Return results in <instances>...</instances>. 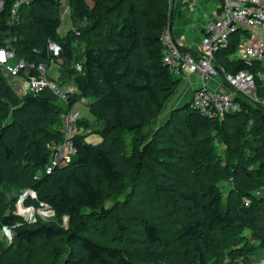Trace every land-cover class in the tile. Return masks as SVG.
Listing matches in <instances>:
<instances>
[{
	"label": "trees",
	"instance_id": "trees-1",
	"mask_svg": "<svg viewBox=\"0 0 264 264\" xmlns=\"http://www.w3.org/2000/svg\"><path fill=\"white\" fill-rule=\"evenodd\" d=\"M14 1L1 0L0 48L24 63L25 80L42 65L48 82L73 83L74 93L63 102L48 90L24 95L0 69V231L12 236L1 235L0 264H257L253 258L264 257V82L257 64L227 59L241 34L230 36L216 64L232 75L250 72L254 95L235 94L237 109L222 119L183 102L147 138L181 80L163 62L169 0H31L10 24ZM63 3L78 37L56 33ZM49 41L60 46L58 56ZM76 105L102 127L79 119L70 164L47 174L48 145L62 140L61 117ZM86 129L102 142L88 143ZM23 190L35 194L24 205L46 204L55 224L16 215Z\"/></svg>",
	"mask_w": 264,
	"mask_h": 264
},
{
	"label": "built area",
	"instance_id": "built-area-1",
	"mask_svg": "<svg viewBox=\"0 0 264 264\" xmlns=\"http://www.w3.org/2000/svg\"><path fill=\"white\" fill-rule=\"evenodd\" d=\"M31 0H15L10 9V24L17 23V11L22 4H27ZM169 31V30H168ZM168 31L162 36L163 62L173 74L187 73L197 76V84L193 90L190 107L207 118L222 117L223 114L235 111L237 105L234 103V95L242 94L252 97L255 92V82L253 75L248 71H241L237 74H228L222 67L217 66L215 57L221 50L226 49L229 38L235 33L247 34V37H240L237 51L232 60H239L247 64L255 62L264 63V0H221V11L217 17L212 19L203 27V36L198 50L199 57L193 59L189 54H183L181 48L170 39ZM170 33V32H169ZM48 50L53 57L60 53V46L53 42H48ZM24 63L14 58L12 51L6 47L0 48V69L12 78L18 77L20 69ZM38 77H31L24 80L21 85V93L39 94L44 90H49L58 99L65 101L67 94L72 95V87L62 89L55 83L48 82L44 78L46 68L38 65ZM263 82L264 76L257 75ZM25 79V78H24ZM212 79L220 81L225 87L211 90L208 82ZM24 85L27 86L26 90ZM82 101V100H81ZM264 107V101H263ZM79 112L76 109L68 111L61 117L62 140L51 141L48 145L50 152V162L45 168L47 174L51 173L55 167H62L70 164L75 149L72 144V137L76 132ZM35 197L34 192L23 190L18 196L16 203V215H19L28 223H35L36 217L48 219L52 216L49 207L42 203L39 209L24 205L25 199ZM245 201V200H244ZM247 201L245 204L247 205ZM5 227L0 231L6 240H11V233Z\"/></svg>",
	"mask_w": 264,
	"mask_h": 264
},
{
	"label": "crops",
	"instance_id": "crops-1",
	"mask_svg": "<svg viewBox=\"0 0 264 264\" xmlns=\"http://www.w3.org/2000/svg\"><path fill=\"white\" fill-rule=\"evenodd\" d=\"M185 1L186 2L188 1V4H185L184 6L179 7L178 10L173 15V23H172L173 26L170 28V33H171L172 40L174 39L177 42V44L180 45L182 53L189 54L193 59L197 60L199 57L198 50L200 47V41L203 36V27L205 26V24L209 23L210 21H212V19L217 17L218 14L220 13L221 0H209V2L208 0H185ZM1 6H2V2H0V9H1ZM242 35H240V37H242ZM245 36L247 37V34L243 35V37ZM227 59L231 61L233 59V56H230ZM215 63H218L217 58H215ZM255 64H257V67H258L256 68L257 69L256 76L258 74H261L264 76V63L255 62L254 65ZM219 67H222V66H219ZM27 72H28L27 70L23 71V74L19 72V77L13 78V81L11 82L13 86L18 87L19 93H21L22 82L25 80L22 78L26 77ZM51 73L54 76H57L58 74L55 69H51L50 75ZM183 74L185 75H183L184 78L181 79L182 80L181 84L184 85V83L189 82V84L194 85V88H195L197 81H198L197 76L187 74V73H183ZM55 84L58 85L57 83ZM207 85H208V88L211 90L223 88L220 81L217 79L210 80ZM191 96L192 95L187 96L184 102H190ZM78 106H81V105H76L77 108ZM78 111H80V108H78Z\"/></svg>",
	"mask_w": 264,
	"mask_h": 264
},
{
	"label": "rangeland",
	"instance_id": "rangeland-1",
	"mask_svg": "<svg viewBox=\"0 0 264 264\" xmlns=\"http://www.w3.org/2000/svg\"><path fill=\"white\" fill-rule=\"evenodd\" d=\"M184 1V2H183ZM1 2V0H0ZM209 2V0H208ZM211 3V1H210ZM185 4H188V1L186 2L185 0H169L168 1V17L171 13V10H172V23H173V15L174 13L178 10L179 7H182L184 6ZM150 16V13H148L145 17L147 19V17ZM169 21V20H168ZM173 26V24H172ZM70 30H73L75 31V34L76 36L78 37L79 35V32L77 30H79V25L78 23L75 25L72 24V21L70 19V14H69V11L67 9L66 6H64V3H63V7L61 8V17H60V23L58 25V28L56 29V33L63 36L65 35L68 31ZM169 30V28H168ZM167 30V31H168ZM166 31V32H167ZM165 32V33H166ZM164 33V34H165ZM168 34L170 35V39H171V33H169L168 31ZM174 40V39H173ZM174 42L177 44V42L174 40ZM178 45V44H177ZM180 47V45H178ZM181 48V47H180ZM184 73V72H183ZM183 73H180L179 75H176L174 74V76L176 77H180V79H183ZM182 74V75H181ZM187 78V76H186ZM181 81L180 80V84H179V87L177 90H175L174 92V95L172 96V98L169 99V101L166 103L165 105V109H164V113L162 115V117H160L157 121H155L154 123H152V125L149 127V129L147 130L146 132V137L149 138L151 135H152V132H154V130L160 126L164 120L166 118H168L170 116V112L179 104L183 103L186 99L187 96L189 95H192L193 93V89H194V85L192 84H189V82H186L184 83V85L181 84ZM182 86V87H181ZM223 86V85H222ZM69 87H73V83H67L65 85H63L61 88L64 89V88H69ZM27 86L24 85V89L26 90ZM224 88V90H223ZM223 88H221L223 91H225V87L223 86ZM58 99V98H57ZM259 99V102L261 101V104L263 103L264 101V97H260L258 98ZM59 101L63 102L61 100V98L58 99ZM263 105V104H262ZM78 108H80V111H79V116H78V121L79 119L82 120V121H87V124L88 126H90L91 129H95V130H99L101 129V124L98 122V121H95L89 114H88V111L85 107L83 106H78ZM264 108V107H263ZM220 119H222V117H220ZM83 130V129H82ZM80 132V131H79ZM85 133H88L87 129L84 131ZM87 135L86 137V141L88 143H91V144H98L100 142H102V138L101 136H99L98 134H94V133H88V134H85ZM112 136H115V134L113 133ZM124 140L125 142L128 144L131 140V134L129 133H125L124 135ZM129 147V145H128ZM129 151V148L128 150ZM129 183H131V181H129V179L126 180V185L128 184L129 186ZM221 183V182H220ZM223 185V189H221L224 193V191L226 192L228 189V186L230 185H227V183L223 182L220 184V186ZM227 190H226V189ZM258 195H260V192L257 193ZM19 196V195H18ZM18 200V199H17ZM17 203V202H16ZM42 222L44 223H48V224H55L54 223V218L51 216L50 218L48 219H45V220H41ZM66 221V219L64 220ZM87 228H90V226L87 224L86 225ZM107 230H109L110 226H109V223L107 225ZM94 230V229H93ZM106 230V231H107ZM1 234V233H0ZM5 241H9V240H5ZM64 254V253H63ZM63 256V255H62ZM256 260L257 264H264V257L262 256H258L256 258H253Z\"/></svg>",
	"mask_w": 264,
	"mask_h": 264
},
{
	"label": "water",
	"instance_id": "water-1",
	"mask_svg": "<svg viewBox=\"0 0 264 264\" xmlns=\"http://www.w3.org/2000/svg\"><path fill=\"white\" fill-rule=\"evenodd\" d=\"M171 27H172V10H171V13L169 15V21H168L169 32H170ZM8 234H10V231L8 232Z\"/></svg>",
	"mask_w": 264,
	"mask_h": 264
},
{
	"label": "bare ground",
	"instance_id": "bare-ground-1",
	"mask_svg": "<svg viewBox=\"0 0 264 264\" xmlns=\"http://www.w3.org/2000/svg\"><path fill=\"white\" fill-rule=\"evenodd\" d=\"M194 90V89H193Z\"/></svg>",
	"mask_w": 264,
	"mask_h": 264
}]
</instances>
